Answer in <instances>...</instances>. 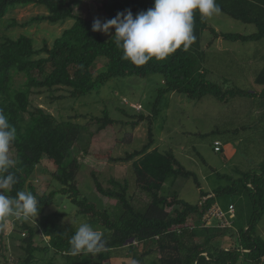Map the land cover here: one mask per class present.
Instances as JSON below:
<instances>
[{
	"label": "trees",
	"instance_id": "1",
	"mask_svg": "<svg viewBox=\"0 0 264 264\" xmlns=\"http://www.w3.org/2000/svg\"><path fill=\"white\" fill-rule=\"evenodd\" d=\"M30 3L47 9V14L38 15L31 21L57 24L71 20L72 24L54 39L51 46L46 41L37 48L34 38L24 34L0 40V110L17 129V139L10 150L14 151L13 159L17 162L12 171L18 182L6 194L15 197L20 190L30 191L37 196L40 207L38 216L30 218L35 226L27 221L15 222L13 230L25 234L19 237L18 246L24 255L18 257L17 264H104L113 257H135L143 261L144 256L152 254L158 256L159 264H264V236L258 228L264 218V160L257 169L243 171L236 168L232 174L221 173L209 166L214 175L226 178L229 185L203 193L202 201L191 203L183 199L174 186L180 177H193L201 188L197 175L187 169L171 150H162L155 145L157 138L153 129V122L162 110V98L171 93L196 100L214 97L222 103L234 99L239 105L244 103L246 109L248 99L258 109L257 120L264 119V109L258 107L264 101V46L260 57H248L246 71L254 84L250 88L232 84L223 75L221 81L214 80L215 73L206 65L208 52L216 39L264 45V0H216L221 12L252 25L254 30L251 33L218 31L197 11L193 20L195 40L187 50L181 47L163 60L152 58L143 64L123 58L122 50L117 48L113 38L114 28L106 37L92 30L95 17L75 13V8L84 0H0V18L5 17L11 8ZM153 3L154 0H102L99 9L111 19L126 9L135 16L151 8ZM18 24L17 20L12 23L13 26ZM206 31L208 36H205ZM100 58L107 60L106 70L95 75L93 68ZM154 73L162 75L163 85L156 88L152 111L148 115L137 112L136 119L131 122L137 126L144 120L149 121V141L142 149L118 158L132 160V173L139 194L130 195V184L126 180L111 178L112 186L105 187L92 171L99 194L97 200H93L84 195L78 181L86 168L78 160L83 136L88 140L117 120L111 117L108 109L102 116L91 115L86 123L72 118L59 119L34 103V89L40 88L38 93L51 92L53 100L61 97L55 95L61 88L70 98H77L114 77H147ZM21 74L25 80L17 84L16 76ZM119 110L128 115L125 107ZM247 110L251 114L252 110L256 112L251 107ZM256 123L253 126L244 123L233 131L235 134L248 131ZM92 126H96L94 131H91ZM214 149L223 151L220 139L214 141ZM45 158L55 165V169H48V172L59 185L39 193L31 177ZM166 183H169V191L163 192ZM222 194L234 195L238 199L229 204L235 207V216L230 219L232 223L222 226L215 218L216 222L207 224L204 216L218 204ZM57 195L68 197L77 208L75 215L103 233L104 251L96 255L72 254L70 239L78 227L63 224L61 210L46 212L56 202ZM100 197L115 199L116 211L107 208ZM237 212L245 214L246 220L236 223ZM3 227L2 223L0 264H10L8 241L14 236L3 232ZM37 233L49 237L46 246L36 244ZM228 240L232 241L230 246L225 245Z\"/></svg>",
	"mask_w": 264,
	"mask_h": 264
},
{
	"label": "rangeland",
	"instance_id": "2",
	"mask_svg": "<svg viewBox=\"0 0 264 264\" xmlns=\"http://www.w3.org/2000/svg\"><path fill=\"white\" fill-rule=\"evenodd\" d=\"M101 1L84 0V3L77 6L74 11L76 14L100 18L104 21L109 18L99 9ZM43 14H47V9L32 3L11 8L5 17L0 18V40L4 37L18 38L24 34L34 38L37 48H41L46 41L51 46L54 39L65 28L69 27L72 21L65 20L57 24L46 21H31L32 18ZM15 20L19 24L13 26L12 23ZM208 21L218 31L223 32L251 33L254 30L252 25L238 21L221 11L208 18ZM25 22L30 23L23 26L22 23ZM110 35L105 36L109 37ZM208 35V31H206L205 36ZM261 44L216 39L208 52L206 64L216 74H214L213 79L221 81L223 78L221 75H223L228 77L232 84L235 83L240 87H253L254 84L249 80L248 71H246L249 64L248 57H260L264 46ZM106 65L107 60L100 58L94 65V74L97 75L105 71ZM24 80V75L16 76L17 84ZM162 85V75L154 73L147 77H114L91 93L77 98H70L68 92L61 88L55 93L56 96L61 97L53 100L51 92L38 93L40 88L34 89L36 91L32 95L34 103L45 108L59 119L72 118L80 123H86L90 120L91 115L102 116L104 110L108 109L111 117L117 120L116 123L93 134L88 140L86 136H83L78 160L85 164L86 168L80 173L78 181L84 195L93 200H97L96 196L99 197L92 171H95L97 178L105 187L112 186L111 178L120 181L126 180L130 184V195L139 194V189L135 187V176L132 173V160L121 161L118 158L125 157L135 150H140L148 143L149 121L144 120L137 126H133L131 122L136 119L135 114L137 112L147 115L151 113L153 101L157 95L156 88ZM246 101L252 109L258 110L253 107L254 102L248 99ZM161 102L162 110L153 122V129L157 138L155 145L160 146L162 150H171L187 169L195 172L202 185L199 188L193 177L178 178L174 188L179 190L183 199L191 203H199L204 198L203 193L214 192L221 186L229 185L226 178H219L214 175L209 166L221 173L232 174L236 172V168L243 171L257 169L259 163L264 160V119L258 121L256 118L257 111L252 110L253 114H251V111L247 110L250 109L248 105L246 109L244 103L239 105V101H234V99H231L230 103H222L214 97L196 100L179 93L167 94ZM120 107H125L128 115L120 111ZM258 107L261 110L264 109V101ZM244 123H252L251 126L256 123V125L248 128V131L243 130L244 132L235 134L233 130L240 128ZM95 129L96 126L91 127V131ZM216 139L223 142L222 152H216L214 149ZM84 147L87 149L84 150ZM10 155L12 158L14 157L13 150H10ZM48 169L54 170L55 165L45 158L43 165L31 177V182L37 187L39 193L46 190L50 191L59 185L52 178ZM168 191L169 183H166L163 192ZM56 199V202L47 208V213L57 209L63 211L64 215L61 222L73 227H79L81 223L85 222L80 216L75 215L77 208L68 197L57 195ZM100 199L104 201L107 208L113 212L116 211L117 201L115 199H108L107 197H100ZM237 200L234 195L222 194L218 198V206L227 212L229 204ZM237 215L236 223L246 220L245 214L242 215L237 212ZM263 220L264 218L261 221L263 222L262 225L260 224L258 228L264 236ZM16 221L18 222L15 217L0 220V225L4 224L2 231L10 232L15 239L8 241L10 264H17L18 257L24 255L18 244L21 240L20 235L25 234L15 231L16 229L13 230ZM26 221L35 226L33 220L28 219ZM216 221L217 219L214 218L208 220V223L211 224ZM48 239L49 237L45 238L40 233H37L35 238L36 244L42 247L47 245ZM231 243L232 241L228 240L225 245L230 246ZM157 258V255L152 254L144 256L143 261H139L135 257L118 256L106 260L104 264H159Z\"/></svg>",
	"mask_w": 264,
	"mask_h": 264
},
{
	"label": "clouds",
	"instance_id": "3",
	"mask_svg": "<svg viewBox=\"0 0 264 264\" xmlns=\"http://www.w3.org/2000/svg\"><path fill=\"white\" fill-rule=\"evenodd\" d=\"M210 18L221 9L216 0H154L153 6L135 16L130 9L117 12L114 18L102 21L95 18L92 30L110 35L123 58L143 64L152 58L163 60L177 49L187 50L194 42V14ZM17 139V129L3 110H0V220L15 217L18 221L36 218L40 212L37 196L20 190L15 197L6 194L18 180L12 169L16 160L10 155L11 146ZM73 255L99 254L105 250L106 241L101 231L83 222L70 239Z\"/></svg>",
	"mask_w": 264,
	"mask_h": 264
},
{
	"label": "built area",
	"instance_id": "4",
	"mask_svg": "<svg viewBox=\"0 0 264 264\" xmlns=\"http://www.w3.org/2000/svg\"><path fill=\"white\" fill-rule=\"evenodd\" d=\"M217 145H219V142H216ZM217 150L219 147L216 148ZM235 216V207L231 204L229 206V209L227 212H224L218 204L213 205L205 214L204 219L206 220V223H208V220H212L214 218H217L220 220L222 226L230 225L231 218Z\"/></svg>",
	"mask_w": 264,
	"mask_h": 264
}]
</instances>
